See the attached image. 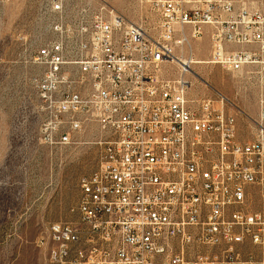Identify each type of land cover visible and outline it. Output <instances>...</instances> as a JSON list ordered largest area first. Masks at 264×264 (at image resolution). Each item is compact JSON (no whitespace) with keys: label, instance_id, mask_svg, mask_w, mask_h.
Listing matches in <instances>:
<instances>
[{"label":"built area","instance_id":"1","mask_svg":"<svg viewBox=\"0 0 264 264\" xmlns=\"http://www.w3.org/2000/svg\"><path fill=\"white\" fill-rule=\"evenodd\" d=\"M140 3L131 20L106 1L41 0L47 37L28 44V63L42 69L40 141L99 148L77 221L52 222L42 238L49 260L264 264V208L248 206L253 188L264 198V11L234 0ZM205 33L208 64L257 67L251 140L222 92L189 95L192 68L179 57Z\"/></svg>","mask_w":264,"mask_h":264},{"label":"rangeland","instance_id":"2","mask_svg":"<svg viewBox=\"0 0 264 264\" xmlns=\"http://www.w3.org/2000/svg\"><path fill=\"white\" fill-rule=\"evenodd\" d=\"M99 1V0H97ZM137 20L141 0H100ZM237 5L264 11V0H234ZM41 0H0V264H54L42 243L47 227L56 221H77L72 211L80 195V180L99 164L93 144L50 147L39 138L40 116L33 81L41 68L28 63L39 36L47 37L38 19ZM27 38V40H26ZM209 34L194 45L195 59L207 61ZM189 95L212 96L216 89L237 116L240 138L255 137L259 83L257 67L227 71L219 65L194 64ZM241 111V112H240ZM248 206L264 208V198L252 189Z\"/></svg>","mask_w":264,"mask_h":264},{"label":"bare ground","instance_id":"3","mask_svg":"<svg viewBox=\"0 0 264 264\" xmlns=\"http://www.w3.org/2000/svg\"><path fill=\"white\" fill-rule=\"evenodd\" d=\"M179 58H180L182 63H185V64H189L190 63L191 68H192V65H194V64L199 65V64L208 63V61H205L204 59H201V58L200 59H195L194 54H193L192 51H189L188 55H183V56H181ZM190 60H192V61H190ZM190 74H195L193 68L191 69ZM186 76L188 78L189 74L186 75Z\"/></svg>","mask_w":264,"mask_h":264}]
</instances>
